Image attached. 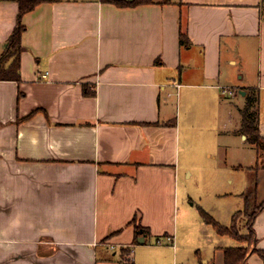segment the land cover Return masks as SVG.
Returning <instances> with one entry per match:
<instances>
[{"label": "crops", "instance_id": "0c3cea01", "mask_svg": "<svg viewBox=\"0 0 264 264\" xmlns=\"http://www.w3.org/2000/svg\"><path fill=\"white\" fill-rule=\"evenodd\" d=\"M17 11L0 0V58ZM21 23L19 79H0V264H224L249 247L184 186L217 168L238 182L210 189L237 206L209 209L223 225L254 179L264 200V148L239 131L255 93L264 138V0H42ZM253 228L264 250V208Z\"/></svg>", "mask_w": 264, "mask_h": 264}, {"label": "trees", "instance_id": "16d2710c", "mask_svg": "<svg viewBox=\"0 0 264 264\" xmlns=\"http://www.w3.org/2000/svg\"><path fill=\"white\" fill-rule=\"evenodd\" d=\"M17 2L18 11L16 24L6 41V48L0 58V79H9L18 81L19 79V55L23 50L21 45V35L24 30V25L21 23V17L24 13L30 11L42 0H15ZM113 3L117 6H136L144 3H151L153 0H102ZM179 42L187 44L188 40L183 33L179 35ZM9 63L6 65L3 62ZM257 95L250 93L245 96V105L241 109V124L239 131L245 135V138L250 143L257 147L264 148V138L259 134L257 125ZM255 106V110L252 111ZM261 166L264 167V161ZM257 181L254 179L246 191L241 193L243 199V207L241 210L233 213L229 225L219 223L213 216L207 213L202 207H198L203 221L213 226L216 232L220 235H230L239 241L248 242L251 245L256 241L253 223L256 215L264 208V200L257 201ZM244 216L246 219V233H241L237 226L238 216ZM141 226H135V233H143ZM224 264H247L246 258L250 252H256L264 261V250L257 249L252 246L248 247H226L224 248Z\"/></svg>", "mask_w": 264, "mask_h": 264}, {"label": "rangeland", "instance_id": "374dc122", "mask_svg": "<svg viewBox=\"0 0 264 264\" xmlns=\"http://www.w3.org/2000/svg\"><path fill=\"white\" fill-rule=\"evenodd\" d=\"M237 92V89H234ZM255 110V106L253 107L252 111ZM220 145V143H217V146ZM222 145V144H221ZM215 155H217V159H219V154L221 152H223V148L217 147V149L213 150ZM210 161L212 162V159H210ZM208 171V170H207ZM218 172L220 173L221 170L217 168L216 170V178L215 181L213 182V178L208 177V172L207 174H205L204 177L196 178V176L194 175L192 178L186 180L187 183L185 184V188L187 190H189L190 192V197L192 198L191 200L194 201V205H200L201 207H203L204 209H206L209 211L212 210L217 212V210L222 209V205L228 206L229 204L232 205V209L233 211L237 208V206L233 205L234 200L232 199L233 197H216L214 196V194L212 195L211 193L213 191H211L210 189H231V190H235L238 188L239 183L238 182H234L232 185H230L229 183H227L225 180L224 176H220L218 175ZM242 180V178L240 179V181ZM239 181V182H240ZM238 186H237V185ZM231 186V187H230ZM190 201L187 200V198L185 197L183 199V204H188L189 205ZM238 208L241 207V204H238ZM211 207V208H210ZM215 209V210H214ZM208 213H211L210 211ZM212 215V213H211ZM185 224V223H183ZM187 224H191V221ZM229 224V222L227 223ZM188 226V225H187ZM237 226L238 229L241 233H244L247 231L246 229V219L244 216L239 215L238 219H237ZM188 235H191L190 233ZM251 243L249 244V249L251 248ZM127 261H129L130 257L129 255L126 256Z\"/></svg>", "mask_w": 264, "mask_h": 264}, {"label": "built area", "instance_id": "2783aa9c", "mask_svg": "<svg viewBox=\"0 0 264 264\" xmlns=\"http://www.w3.org/2000/svg\"><path fill=\"white\" fill-rule=\"evenodd\" d=\"M45 75H46V73L42 74L41 76L44 77ZM223 91H224V92H227V93H229V94L233 93V90H231V89H229V88H228V89H223ZM166 239H167V241H170V237H167ZM156 244H161V241H160L159 239H157V240H156ZM131 253H132V250H131V252H130V255H131ZM130 255H129V257H130Z\"/></svg>", "mask_w": 264, "mask_h": 264}]
</instances>
